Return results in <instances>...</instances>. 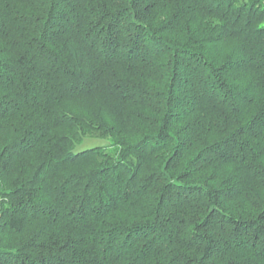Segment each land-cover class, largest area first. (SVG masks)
<instances>
[{
  "label": "trees",
  "instance_id": "trees-1",
  "mask_svg": "<svg viewBox=\"0 0 264 264\" xmlns=\"http://www.w3.org/2000/svg\"><path fill=\"white\" fill-rule=\"evenodd\" d=\"M0 264H264V0H0Z\"/></svg>",
  "mask_w": 264,
  "mask_h": 264
},
{
  "label": "rangeland",
  "instance_id": "rangeland-1",
  "mask_svg": "<svg viewBox=\"0 0 264 264\" xmlns=\"http://www.w3.org/2000/svg\"><path fill=\"white\" fill-rule=\"evenodd\" d=\"M128 76H130V74L127 73V76L126 77H128ZM131 79H136V76L133 77V78H131ZM95 100L96 99L93 98V97L87 99L86 101L89 103V104L87 103V105L94 106V104L97 103V101H95ZM124 109H125V111H127V108H124ZM107 112L109 114L113 115V117L116 119L115 121H116L117 125H119V126H125V125H127V127H130V124L129 123H131V121L128 118H126V115H124L123 113H121V115H117L115 113H111L110 111H107ZM122 115H124V116H122ZM130 129L131 128H129V130ZM108 144H109V139L108 138H105V139H101V138H89V139L85 140L82 145H79L77 147V150L86 148L88 146L90 147V146H93V145L94 146L95 145H97V146H105V145H108Z\"/></svg>",
  "mask_w": 264,
  "mask_h": 264
}]
</instances>
